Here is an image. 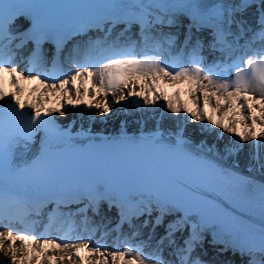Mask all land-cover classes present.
<instances>
[{
    "label": "snow or ice",
    "instance_id": "1",
    "mask_svg": "<svg viewBox=\"0 0 264 264\" xmlns=\"http://www.w3.org/2000/svg\"><path fill=\"white\" fill-rule=\"evenodd\" d=\"M253 172L264 0H0V264H264Z\"/></svg>",
    "mask_w": 264,
    "mask_h": 264
},
{
    "label": "rangeland",
    "instance_id": "2",
    "mask_svg": "<svg viewBox=\"0 0 264 264\" xmlns=\"http://www.w3.org/2000/svg\"><path fill=\"white\" fill-rule=\"evenodd\" d=\"M85 118L86 119L84 120V122H86L89 126H93V130H106L109 126H115L117 123L115 119H110L107 123H90L88 122L87 117ZM63 119L66 121L67 117H64ZM96 119L99 120L100 118L97 117ZM128 123H132V125H135L137 123V116H134L133 118L129 119ZM163 123H165V121ZM197 126L190 125L189 127L196 128Z\"/></svg>",
    "mask_w": 264,
    "mask_h": 264
},
{
    "label": "bare ground",
    "instance_id": "3",
    "mask_svg": "<svg viewBox=\"0 0 264 264\" xmlns=\"http://www.w3.org/2000/svg\"><path fill=\"white\" fill-rule=\"evenodd\" d=\"M168 91H169V93H171V91H172V89L171 88H169L168 89ZM69 112H70V109H69ZM81 123V122H80ZM154 125V122H153V124H152V126ZM163 127H164V129L166 130V132L168 131V130H170V122L169 121H165V123H163ZM195 125V124H194ZM197 126V125H196ZM198 127V126H197ZM241 171L243 170V167H241V169H240ZM257 172H253V173H251V174H256Z\"/></svg>",
    "mask_w": 264,
    "mask_h": 264
}]
</instances>
